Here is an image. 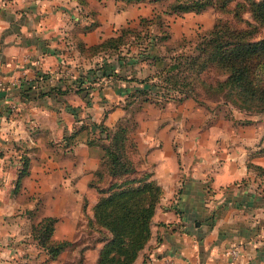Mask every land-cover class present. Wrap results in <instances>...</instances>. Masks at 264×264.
<instances>
[{"label":"crops","instance_id":"obj_1","mask_svg":"<svg viewBox=\"0 0 264 264\" xmlns=\"http://www.w3.org/2000/svg\"><path fill=\"white\" fill-rule=\"evenodd\" d=\"M161 4L0 0V75L6 82L0 88V264L28 235L33 211L34 217H56L52 237L69 239L81 199H87V209L92 206L89 180L102 150L87 143L90 126L68 145L64 136L83 123L113 125L123 114L119 100L144 85L154 65L134 64L132 80L97 77L93 68L103 60L109 66L115 55L104 59L88 49L155 13L168 28L178 14L163 12ZM253 123L236 128L220 119L191 125L181 114L174 123L151 120L148 160L161 196L151 236L133 264L162 256L183 264H264V174L254 168L264 169V154L254 153L264 131ZM21 154L28 167L16 185ZM208 182L212 189L204 188ZM233 245H240L235 257L225 253Z\"/></svg>","mask_w":264,"mask_h":264},{"label":"trees","instance_id":"obj_2","mask_svg":"<svg viewBox=\"0 0 264 264\" xmlns=\"http://www.w3.org/2000/svg\"><path fill=\"white\" fill-rule=\"evenodd\" d=\"M229 1L174 0L163 8V12H200L209 6L225 7ZM244 5L250 10L251 17L264 25V0H237V18L241 19L240 8ZM251 33V28H240L231 21L218 20L201 34L195 51L181 52L169 59L154 50L169 36L160 14L155 13L151 17H141L138 26H121L116 35L103 39L88 51L89 55L97 54L104 59L115 55L109 66L103 60L93 68L92 73L97 77L132 80L134 64L154 65V71L142 78L144 85L130 89L126 98H141L143 103L145 98L153 97L163 104L171 98L192 97L200 102L204 93L207 97L220 95L224 101L250 112L264 113V35L253 38ZM209 69L218 77L211 80L204 77L202 73ZM83 124L64 136L65 145L70 144L79 129L90 126L87 143L102 148L99 163L106 164L112 176L123 177L121 182L111 183L113 187L111 185L109 189L112 190L102 194L93 206L92 221L105 227L109 233L99 248L96 264H133L151 236V219L161 196V186L148 172L129 177V173L134 172L128 154L132 141L124 125L119 123L111 127L102 120ZM104 139L106 143L102 142ZM254 153L264 154V142ZM19 159L16 185L28 167L26 155L21 154ZM254 168L264 174L262 167L254 165ZM55 221L54 216H44L32 229L36 244L42 245L47 253V260L57 257L70 244L66 239L52 237Z\"/></svg>","mask_w":264,"mask_h":264},{"label":"rangeland","instance_id":"obj_3","mask_svg":"<svg viewBox=\"0 0 264 264\" xmlns=\"http://www.w3.org/2000/svg\"><path fill=\"white\" fill-rule=\"evenodd\" d=\"M161 2L163 3L161 7H166L167 4L174 2V0H162ZM236 2L237 0H231L227 2L225 7L209 6L200 12L187 11L177 13L178 15L175 16L174 23L169 25L168 28L166 24L165 31L169 33L168 38L161 40L158 46L154 47L155 52L170 59L171 56H175L181 52L190 53L195 51L196 43L201 34L207 32L218 20L231 21L240 28H251L252 33L250 36L253 38L263 36L264 25L251 17L248 7L244 5L240 8L241 19L236 17ZM202 75L210 80L218 77L212 69H209L207 73H202ZM221 76L219 74V77ZM145 99L150 104L147 108H141L143 106L141 98L132 99L130 97H123L122 100H119L117 105L123 109V114L111 125V127H115L119 123L124 125L126 133L132 141V144L128 146V154L132 160L134 172H130L129 177L147 172L151 173V177L153 175L155 165L154 162L148 160L150 150L148 146V134L152 132V127L149 126V123L153 119L159 120L161 124L165 122L174 123L181 114V120L191 123V125L202 121L206 124L223 119L228 121L230 125H235L236 128L246 123L254 122L253 124H255L258 132L264 131L263 112H250L236 107L230 102L224 101V98L220 95L207 97L202 93L200 102L192 97L180 100L177 97L165 100L163 104L155 101L153 97ZM203 112L204 116L202 115ZM158 128L159 126L156 127V131H158ZM97 135L100 136L98 131ZM102 142L106 143L107 140L104 139ZM99 148L102 149L100 146ZM214 170L215 168L212 171ZM122 180V176H112L108 172L106 164H98L89 180V184L94 187L96 199L90 209L86 207L87 199L84 198L83 201L81 199V210L76 219V231L71 238L66 239L70 241V244L54 259L47 260L45 249L42 245L36 244V239L33 238V233L35 232L32 229L44 216L41 218L34 217L35 212L31 211L32 213L29 214V222L26 229L28 235H25L21 239L22 244H14V246L18 247V250L15 251V254L10 255L8 259L5 258L6 264H96L99 248L109 233L105 227L94 224V221H92L93 206L102 194H106L108 190H112L109 189V186L112 185L111 183L115 185ZM206 181H209V179ZM204 188L212 189L209 182Z\"/></svg>","mask_w":264,"mask_h":264},{"label":"built area","instance_id":"obj_4","mask_svg":"<svg viewBox=\"0 0 264 264\" xmlns=\"http://www.w3.org/2000/svg\"><path fill=\"white\" fill-rule=\"evenodd\" d=\"M6 86V82L3 79V77L0 75V88H3ZM11 110H15V105L11 104L9 106ZM240 245H233L225 250V253L231 257H235L239 252ZM150 264H183L178 259L172 257V256H162L160 257L156 262L150 263Z\"/></svg>","mask_w":264,"mask_h":264}]
</instances>
